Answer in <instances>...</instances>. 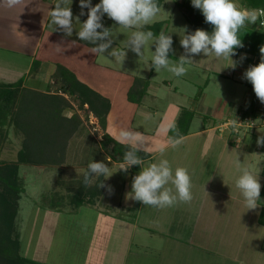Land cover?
Masks as SVG:
<instances>
[{
	"label": "crops",
	"instance_id": "obj_1",
	"mask_svg": "<svg viewBox=\"0 0 264 264\" xmlns=\"http://www.w3.org/2000/svg\"><path fill=\"white\" fill-rule=\"evenodd\" d=\"M56 2L57 0H23L20 6L12 9L0 5V86L13 84L20 86L23 91L27 90L33 94L40 93L47 99H49V95H62L71 102L72 97L69 98L68 94L64 92L62 79L55 77L59 65L66 66L74 74L76 73L75 75H79V78L82 79L79 81L107 98L111 108L113 106L112 110L109 109L106 124L112 125L114 130H108L106 133L120 141L119 130L128 128L140 132L147 141H158L156 148L153 146L151 148L148 143L143 144L142 164L129 167L127 172L121 169L124 162L113 161L117 167L110 165V177L103 180L105 185L112 187V194L108 193L107 187H99L101 190L97 196L99 200L89 203L90 206L103 211L104 216L118 217L117 208L133 206L131 203L134 202V199L131 198L132 185L130 184L133 177L139 174L140 168L146 167V161L154 163L160 159H167L173 170L176 167L188 169L193 196L189 203L178 202L174 206L167 207L170 215L175 214L173 218L176 223H174L173 229L171 227L168 231L164 230V236L177 239L176 244L181 243L182 247H185V250L183 248L178 250L183 253L178 256V259L170 257L167 260L178 261V264H213L205 257L208 255L211 258H216L219 261L218 264H259L262 257V262H264L263 241V243L260 242L262 251L254 253L259 257L258 262L249 261V257L252 256L250 254L247 257V254L239 253L240 249H247L245 241L251 222L260 224L259 217L262 206L258 201L259 206L256 209L248 210L244 205L240 190L236 187V179L240 175L237 162L240 161L251 166L259 177L262 185L261 190L263 188L264 165L260 153L264 152V146H258L257 140L261 135H264V124L253 129L241 130V128L239 132H223L219 128L223 121H238L242 105L254 108L260 115L264 113V103H261L256 97L253 85L243 79L245 71L253 66L248 62L250 54L245 51H236V54L232 56V60L236 64L234 68L230 67L233 63L230 59L223 58L221 67H217L218 70L214 71L218 72L221 82L219 85L226 88H224L226 93L208 92L206 89L210 85V79H208L206 87L194 107L195 112H193L192 118L181 116L182 108L186 105L176 100H169L167 108L171 106L173 108L170 118L167 117L169 125L162 129V132H158L163 114L158 108L151 109L155 106L148 101L149 97L156 95L151 89L152 82L140 103L130 101L127 98V86L128 83L130 84L129 79L133 83L136 75L119 65L117 67L114 62H109L112 59L111 55L93 53L94 47L78 39L77 32L87 19V15H80V0H72V3L69 0L73 12V33L71 36H67L51 23L49 11L54 8ZM99 2L100 0H92V5L95 6ZM188 3L192 5V2ZM84 11L87 13L88 9H84ZM108 19L110 18L105 14L102 20ZM180 56L173 59H179ZM245 56L246 58L242 59ZM207 60L210 62L211 59L207 58ZM211 64L207 65L209 69H212ZM228 72L229 74H227ZM226 82L234 87L245 84L248 90L246 88L241 90L243 95L241 93L239 96V87H230L229 89L226 87ZM175 93L186 96L179 90ZM186 97L189 98L188 95ZM241 98L243 101L240 100ZM190 101L189 99L187 104L193 107L194 105ZM76 106L78 105L73 103L72 106H67L63 110V114L70 117L67 114L68 110L73 109L74 112H77ZM85 106L89 107V104H85ZM115 118L117 119L115 120ZM184 122L186 123L184 124ZM176 123H179L180 126L183 123L186 126L179 127L181 128L179 130ZM172 126H175L183 137L182 142L175 147L170 143V138L175 136ZM13 129L15 131L14 126ZM16 131L18 132L17 129ZM122 143L130 145L128 142ZM7 146L14 148L15 145L10 142ZM7 146L1 147L3 149L1 156L6 155ZM21 146L12 152L14 155L10 153L13 158L7 161L17 160L16 157ZM0 161H5V159L1 158ZM118 165L120 166L118 167ZM123 191L127 192L126 200L110 198L115 193H120L123 196ZM102 205L109 210L115 208L113 209L114 213L102 209ZM167 208L164 207L163 210L166 214L168 213ZM142 209L144 211V208ZM247 217L251 222L247 220ZM144 218L140 216L137 221L143 220L142 225L147 228ZM178 225L182 230L177 228ZM149 230L156 235L154 231L157 229ZM259 233L262 234V231ZM239 236H241V242L237 240ZM252 239L253 236L250 240ZM108 246L111 245L107 243V248ZM91 262V264H108L107 259L104 262L98 260L94 262L92 259Z\"/></svg>",
	"mask_w": 264,
	"mask_h": 264
},
{
	"label": "rangeland",
	"instance_id": "obj_2",
	"mask_svg": "<svg viewBox=\"0 0 264 264\" xmlns=\"http://www.w3.org/2000/svg\"><path fill=\"white\" fill-rule=\"evenodd\" d=\"M180 1L182 0H165L160 6V12L149 23L153 24L157 21H165V26L162 29L170 32L173 37L174 52L169 54V58L174 62L178 59L173 58L185 54V50L180 45L181 37L179 34L182 35V29L186 27L189 32L195 31L179 4L177 5V2ZM187 1L192 2V0ZM235 2L240 7L239 2ZM257 21L255 22L257 26L263 28V25ZM142 27L139 29H125L117 23H113L111 31L113 43L105 55H110L115 49L118 54L111 55L112 59L109 62H114L117 67L119 65L121 68L130 70V72L138 77L150 79V83L152 82L151 89L156 95L149 97L148 101L152 102L151 104L155 106V108L151 109L158 108L163 114L159 122L158 132L169 125L167 119L170 118L173 112L172 106L167 108L169 100H176L186 105L182 108L181 116L185 115L188 118L190 112H195L194 107H196L197 101L194 102V98L196 94L205 89L208 79H210V85L206 88L208 92L213 94L226 93V88L223 85H219L221 82L218 72L214 71L218 70L216 69L217 67H221L223 57L217 58L214 54L209 56H204L202 53L193 55L191 57L193 62L190 65H186L188 71L185 75L176 76L166 69H161L157 73L155 68L152 67V56L155 51V35L145 45L144 55L141 58L131 49H127L131 32L142 30ZM118 48L120 50H117ZM207 58L211 59L210 62ZM209 63H212L210 67L213 70L207 66ZM152 71L153 73H151ZM75 78L80 79L79 75H76ZM80 82L85 85L82 81ZM129 82L127 93L132 87L130 79ZM226 87L230 89V87L234 86L226 82ZM238 87L234 88L240 90L239 96L241 93L243 95L241 90L245 88L248 90L245 84L238 85ZM177 90L186 96L188 95L189 98L175 93ZM67 96L70 98L69 94ZM15 98V103L9 106L11 109L12 106H15V108L13 107V110L8 108L9 112L7 114L9 116L7 114L0 115V154L3 151V145L7 146L10 142H13L15 146L14 148L13 146H7L5 149L6 155H0V159L11 160L14 155L12 152L21 146L25 137L30 138L33 142L39 136L41 140L45 139L46 141L41 142V153L46 156L52 153L53 159L54 157L56 159L59 157L61 161L63 160L60 164L54 163L55 160L53 164H20V177L24 190L19 200V210L14 225V233L19 236L21 241V253L26 258L34 260V262H29L28 264H49L52 262L59 264H91L92 259L94 262L97 260L104 262L107 259L108 264H178V261L167 260L170 257L178 259V256L183 255L178 250L182 248L185 250V247H182L181 243L176 244L177 239L173 237L170 239L167 235L164 236V230L168 231L171 227L173 229V225L176 223L173 218L175 214L170 215L169 208L165 207L168 209V213L166 214L163 211L164 208L143 205L141 202L134 200L131 203L133 206L130 205V208H123V206L119 209L117 208L116 214L119 212L117 214L118 217H112L110 215L104 216L103 211L97 208L94 209L89 203H80L78 207L76 201H73L74 196L80 189V182L84 174L89 171V163L93 161L104 162L109 167L110 165L115 166L113 162L115 160L111 157L113 151L108 153L102 147L105 133L108 130L113 131V126L106 124L104 128L101 126L100 118L89 107L85 105L83 108L76 106V113H78L81 121L73 132V135L71 138H66L67 133L64 135L63 131L60 133L59 142L56 144L52 143L49 147V142L47 144V141L52 133V129H49L50 100L40 93L33 94L27 90L21 91L19 94L17 92ZM189 99L193 103V107L187 104ZM240 100L243 101V98ZM70 103L71 106L72 103L77 105L78 100L73 101L71 99ZM240 107L246 106L242 105ZM57 108V105L52 106L53 111L57 110ZM112 108L110 104L108 109L112 110ZM19 112L23 116L27 114L30 116V119L28 120V128L22 127L20 128L21 131L17 132L16 128L14 131L13 125H11L10 115H14L18 119L17 114ZM73 112V109H69L67 114L72 117L75 114ZM261 119L260 116L255 118L257 126L263 124ZM178 124L176 123L179 130L186 126L183 123L181 124L182 126ZM243 129H246V127L241 130ZM142 139L144 140V144L148 143L151 148L152 146L156 148L158 145L157 140L147 141L143 135ZM63 145L66 147H63ZM260 155L264 165V152L262 151ZM16 158H18V154ZM150 164L151 162L149 161L145 163L146 166ZM134 169L136 171V168ZM97 177L95 174H92V182ZM102 177L105 180L106 177L103 175ZM103 180L101 183H103ZM123 193V196L120 193H115L110 198L116 200L121 198L124 201L127 199V192L123 191ZM98 200V197H95V202ZM102 207L104 210L107 209L104 205ZM142 208H144V211ZM113 209H107V211L113 212L115 211ZM140 216L141 218L145 217L144 220L147 224L146 226H148L147 228L142 225L143 220L137 221L140 219ZM247 220L251 222L248 217ZM177 228L182 230L179 225ZM149 229H157L158 231H154L156 233L154 235ZM260 231H262V234L259 233ZM251 236H253L252 240H250ZM263 237L264 225L261 223L257 224L254 221L251 222V226L247 229L245 241L247 249H240L239 253L247 254V257L250 254L252 256L249 257V261L258 262L259 257L254 253L261 250L260 242H264ZM237 240L241 242V236ZM107 243L112 246V249L111 246L107 248ZM262 252L264 253V251ZM205 257L207 260L212 261L213 264H218L219 262L214 257L211 258L208 255H205ZM262 260L263 257L260 258L259 264L264 263Z\"/></svg>",
	"mask_w": 264,
	"mask_h": 264
},
{
	"label": "clouds",
	"instance_id": "obj_3",
	"mask_svg": "<svg viewBox=\"0 0 264 264\" xmlns=\"http://www.w3.org/2000/svg\"><path fill=\"white\" fill-rule=\"evenodd\" d=\"M23 0H0V5L9 9L20 6ZM72 3V0H71ZM192 6L202 11L205 22L213 26L208 32L204 29H196L189 32L185 27L180 35V45L185 50L175 62L169 58L174 52L173 37L170 32L161 30L155 36V51L152 56V67L158 73L161 69L173 73L176 76L185 75L188 71L186 65L193 62V55L214 54L217 58L230 59L236 54L237 48L244 47L239 38L241 28L246 23H255L258 19L256 11L241 9L235 0H192ZM80 15H87L77 32L78 39L88 41L95 45L93 53L105 54L113 43L111 28L105 27L102 19L105 14L125 29H139L149 24L160 12L158 0H100L95 6L92 0H80ZM84 9H88L85 13ZM255 10V9H254ZM264 12V10H262ZM51 23L62 30L67 36L73 33V12L69 0H57L54 8L49 11ZM77 19H79L77 17ZM152 31L135 30L128 39L127 49H131L140 58L144 55L145 45L154 38ZM261 60L258 65L250 66L244 73L243 79L251 82L256 97L264 103V45L260 47ZM115 49L110 55H117ZM124 54V53H121ZM127 54V53H126ZM242 57V59H245ZM175 136L170 138L173 147L178 146L183 137L178 129L172 126ZM120 142H128L131 147L124 154V165L121 167L125 172L133 165H141L142 160L137 155L142 150L144 140L142 134L128 128H121L118 133ZM258 146H264V135L257 140ZM163 152V150H161ZM110 161V159H109ZM240 175L236 179V187L244 200L248 210L256 209L261 196V183L251 166L237 162ZM89 171L84 174L83 183L88 186L92 183V174L103 175L109 178V166L104 162H91ZM138 175L133 177L131 198L143 205L154 207H171L178 202L189 203L192 196L191 176L187 168L176 167L174 170L167 159L140 168ZM171 185V186H169ZM107 187L108 193L112 194L110 185L100 184V188Z\"/></svg>",
	"mask_w": 264,
	"mask_h": 264
},
{
	"label": "trees",
	"instance_id": "obj_4",
	"mask_svg": "<svg viewBox=\"0 0 264 264\" xmlns=\"http://www.w3.org/2000/svg\"><path fill=\"white\" fill-rule=\"evenodd\" d=\"M164 1L165 0H158V4L161 6ZM235 1L239 2L240 8L244 10L252 11L258 8L264 10V0ZM178 4L184 12L187 20L195 30L198 28L204 29L208 32L213 30V26L205 22V17L203 16L200 9L194 8L188 3L187 0L177 2V5ZM113 22L114 21L111 19L106 21L102 20L104 26L108 28H111ZM257 22H259V20ZM164 26L165 21H157L153 24L144 25L142 30L152 31L155 36H158L159 32L162 30V28H164ZM238 35L242 40L244 47L237 48L235 51H245L249 53L250 57L248 58V62L252 65H258L261 60L260 47L264 45V26L263 28H259L257 23L253 24L248 22L246 23L245 27L241 28ZM85 43L95 47V45L88 41H85ZM75 76L76 75L70 71V69L62 65H59L55 73V77L62 79V84L64 85L65 89L64 92L69 94L73 101L77 99L79 104L77 105L80 108H83L85 104H89V109L100 118L101 125L105 128L107 123V115L109 112V100L99 93L93 91L87 85H83L77 78H75ZM149 84L150 79L136 76L132 83V87L127 94V98L132 102L140 103L148 92ZM21 91H23V89H20V86L13 84L5 85L3 87L0 86V115L7 114L9 112V106H11L12 103H15V95L17 92L19 94ZM201 92L202 90L196 94L194 102L198 101ZM49 100V106H51L49 109V129H52V133L48 138L47 144L49 142L50 147L52 143L56 144L59 142L58 140L61 137L60 133L63 131L64 135L67 133L66 138H71L73 132L76 130L81 120L78 113L76 112L72 117H67L63 114V110L67 106H71V103L69 100H67V98H64L62 95H49ZM55 105H57L58 108L57 110L53 111L52 106ZM13 107L15 108V106H12V109H10L13 110ZM17 115L18 119L14 115H10V119L11 125L18 129L19 132L21 131L20 128L22 127L28 128V120L30 119V116L27 114L26 116H23L20 112ZM192 115L193 112H190L189 118H192ZM259 116L260 114H258L257 110L251 107H243L240 110V117L243 119L247 117L258 118ZM42 141H45V139L41 140L39 136L36 137L35 141L33 140V142L30 140V138L28 139L25 137L21 143L22 146L19 150L17 160L0 161V264H28L29 262H34L33 259L30 260L21 253V241L19 236L14 233V225L18 215L19 200L21 198V193L24 190V186L22 185L20 177V164H53L54 160V163L58 164L63 162V160L61 161L59 157L57 159L54 157L53 159L51 155L52 153H49V156H46L45 154L43 155L41 153ZM63 147L66 146L63 145ZM102 147L108 153L113 151L111 157L114 160L124 162V154L129 150L131 145L117 141L111 135L105 133V137L102 140ZM120 151L121 153L119 154ZM137 155L142 159L144 153L143 151H139ZM83 180L84 177L80 182V189L73 198V201H76V204H78L77 206H80V203L83 204L86 202H94L95 197L101 193L99 185L103 180L102 175L98 176L96 180L88 186L84 185ZM259 203L262 206L259 222L264 225V185L261 190Z\"/></svg>",
	"mask_w": 264,
	"mask_h": 264
},
{
	"label": "built area",
	"instance_id": "obj_5",
	"mask_svg": "<svg viewBox=\"0 0 264 264\" xmlns=\"http://www.w3.org/2000/svg\"><path fill=\"white\" fill-rule=\"evenodd\" d=\"M263 9H255V11H257V16H258V20L259 23L262 24L264 26V20H263V14L264 12H262ZM260 118L262 123L264 124V113L260 115ZM246 129H253L255 127H257V123L255 122V118L253 117H247L245 119H243L242 117H240L238 119V121L236 122H232L230 120L227 121H223L219 128L221 131H229V132H239L241 128H245Z\"/></svg>",
	"mask_w": 264,
	"mask_h": 264
}]
</instances>
